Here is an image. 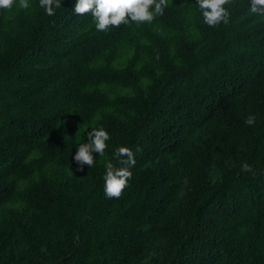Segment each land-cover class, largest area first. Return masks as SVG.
Listing matches in <instances>:
<instances>
[{
  "label": "trees",
  "instance_id": "trees-1",
  "mask_svg": "<svg viewBox=\"0 0 264 264\" xmlns=\"http://www.w3.org/2000/svg\"><path fill=\"white\" fill-rule=\"evenodd\" d=\"M60 2L0 9V264H264V16L230 0L210 27L168 0L102 32ZM100 127L105 155L77 171ZM121 146L136 163L108 199Z\"/></svg>",
  "mask_w": 264,
  "mask_h": 264
},
{
  "label": "clouds",
  "instance_id": "clouds-1",
  "mask_svg": "<svg viewBox=\"0 0 264 264\" xmlns=\"http://www.w3.org/2000/svg\"><path fill=\"white\" fill-rule=\"evenodd\" d=\"M202 13L203 22L215 27L220 23H229L230 13L224 7L230 0H195ZM15 0H0V9L10 10ZM250 11L264 16V0H249ZM39 6L49 16L55 14V8L61 7L60 0H39ZM168 6V0H75L72 11L77 15L91 14L98 31L106 32L110 27H119L129 21L136 23H151L156 16H162L164 9ZM21 9L30 7L28 0H19ZM255 116H248L244 123L251 126L255 122ZM87 142L81 143L76 148L72 157L77 165V171H83L84 166L88 168L95 164L93 153L103 157L107 148L109 133L103 128H91L86 133ZM139 151V149H137ZM116 163L111 159H105V174L102 179L103 192L108 199H119L128 181L132 177L129 170L136 163L133 151L128 147H118L112 154ZM119 165V167L117 166ZM242 171H252L247 163L241 166Z\"/></svg>",
  "mask_w": 264,
  "mask_h": 264
},
{
  "label": "rangeland",
  "instance_id": "rangeland-1",
  "mask_svg": "<svg viewBox=\"0 0 264 264\" xmlns=\"http://www.w3.org/2000/svg\"><path fill=\"white\" fill-rule=\"evenodd\" d=\"M127 48H128V44H122L119 49H120V52L123 53L126 51Z\"/></svg>",
  "mask_w": 264,
  "mask_h": 264
}]
</instances>
